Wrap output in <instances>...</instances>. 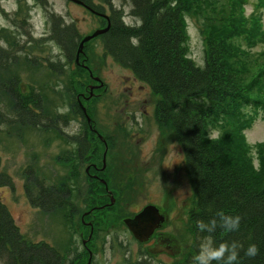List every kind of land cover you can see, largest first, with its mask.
I'll use <instances>...</instances> for the list:
<instances>
[{"label": "rangeland", "instance_id": "rangeland-1", "mask_svg": "<svg viewBox=\"0 0 264 264\" xmlns=\"http://www.w3.org/2000/svg\"><path fill=\"white\" fill-rule=\"evenodd\" d=\"M93 2L99 11L110 14L108 3ZM113 4L124 9L127 23L137 22L130 14L128 2L113 0ZM245 6L249 17L258 10L257 0H246ZM237 13L236 9L233 14L230 12L224 23H231ZM59 20L74 22L82 37L107 25L105 18L70 0H0V67L6 70V81L15 84L18 92L28 93L24 100L36 104L37 114L39 108L44 118L60 117L59 130L22 126L15 121L0 123V171L8 173L13 183L0 187V198L21 234L32 242L56 247L68 256L64 259L66 264L88 263L89 251L83 238L91 234L87 222L95 217L99 222L95 223L97 228L87 244L92 251L90 256L93 253V264H192V254L189 257L188 254L192 252L194 235L188 212L194 194L182 146L170 129L161 128L156 117V95L131 69L105 53L100 37L85 45L86 54L80 59L100 77L104 85L99 86L100 81L91 78L87 69L76 64L75 58L70 60L58 42L54 24ZM202 28L196 16L187 17L189 55L203 65L206 37ZM254 49H261L264 54V45ZM139 84H146V89ZM132 90L135 94L130 97ZM78 100L87 107L100 132L115 135L116 147L107 157V162L112 161L113 165L105 177L106 187L113 189L116 203H112L109 192L104 200H98L99 194L106 192L105 185L89 178L85 170L88 161L81 164L76 161L75 152L79 148L76 137L85 132L90 134L92 149H97L88 148L85 159L90 156L101 166L104 150L102 143H94L96 136L80 113ZM5 101L6 98L0 97V106L7 107L11 118L14 112ZM39 103L43 108L38 107ZM129 113H135L136 117L128 120ZM132 133L144 136L139 146L141 152L136 147L137 138L131 140ZM246 134L254 153L255 145L264 141V118H258ZM158 138L166 141L157 142ZM32 169L47 184L65 183L71 188L70 199L58 203L54 210L34 206L25 187V175ZM151 202L170 211L164 231L175 240L172 254L148 257L146 246L122 222L124 217Z\"/></svg>", "mask_w": 264, "mask_h": 264}, {"label": "trees", "instance_id": "trees-1", "mask_svg": "<svg viewBox=\"0 0 264 264\" xmlns=\"http://www.w3.org/2000/svg\"><path fill=\"white\" fill-rule=\"evenodd\" d=\"M82 1L94 5L92 0ZM101 1L110 5V14L104 16L111 25L93 39L100 37L107 55L149 85L161 128L170 129L182 146L194 194L188 212L194 243L188 257L208 235L198 230L197 221L207 222L223 211L239 215L240 228H218L211 234L214 241H238L244 249L254 243L259 254L248 258L241 249L238 264H264V141L253 153L246 134L264 118V54L254 49L264 45V0H257L258 10L250 17L245 14L246 0H226L229 6L223 0H125L137 20L133 24L125 21L124 9L115 7L113 0ZM235 9L231 23H224ZM192 15L201 20L206 37L203 65L189 55L187 17ZM54 25L58 42L70 60L76 59L83 38L76 24L59 20ZM5 71L0 67V97L14 113L10 118L7 107L0 106V123L59 130L60 117L44 118L39 108L37 114L36 104L24 100L28 93H19L7 82ZM38 107L43 108L41 103ZM78 107L87 119L79 100ZM76 139L82 143L79 154L75 152L81 164L90 144L86 134ZM25 176L34 206L54 210L70 199L71 188L65 183L47 184L34 169ZM12 184L10 175L0 171V187ZM67 257L46 242L27 240L0 198V264H66Z\"/></svg>", "mask_w": 264, "mask_h": 264}, {"label": "flooded vegetation", "instance_id": "flooded-vegetation-1", "mask_svg": "<svg viewBox=\"0 0 264 264\" xmlns=\"http://www.w3.org/2000/svg\"><path fill=\"white\" fill-rule=\"evenodd\" d=\"M71 1V0H70ZM94 0H92L93 2ZM74 2V1H73ZM81 6H83L85 9H87L88 11H90L91 13L93 14H98L99 16H102L103 18H105L104 14L105 12H102V11H99L95 5H92V4H88L86 2H84V4H80V3H77ZM94 4V2H93ZM107 14V13H106ZM106 19V18H105ZM78 20V19H77ZM76 20V21H77ZM107 21V19H106ZM66 22V21H65ZM104 27V26H103ZM102 28V27H101ZM85 55V54H83ZM77 58V56H76ZM81 59V55L79 57V62L76 61L75 59V62L76 64L78 65H82L84 69H93L91 67V65H89L86 61L84 60H80ZM87 59V57H86ZM97 81V80H96ZM99 82V81H98ZM100 83V82H99ZM98 85V84H97ZM141 85V87H143L142 89H146V84H139ZM134 87V85H132ZM103 87V86H102ZM133 92H130V97H133L134 94H135V91L132 90ZM139 93V92H138ZM141 93V91H140ZM129 100L127 99L126 100V103L128 102ZM145 112H148L147 108L145 107L144 108ZM127 119H131V118H135L136 115L135 113L131 114L129 113L127 116ZM92 119V118H91ZM131 121V120H130ZM133 122V121H132ZM136 122H133V124L135 125ZM92 126L90 127V124H89V127H90V131L91 133H94L96 138L94 139V143H102L103 146H104V150H103V164L100 166L97 162L95 161H92V157H88L85 159V156L83 157V163H85L86 161H88V164L86 166V172L89 176L90 179L92 180H95V181H98L100 183H102L103 185H105V188H106V192L104 194H99L98 196V200H104L105 196L108 195L107 193L109 192V198L111 199V195H113V197L115 196L114 195V191L113 189H110L109 187H106V183H107V186H108V181L105 177V175L107 174V172L109 171L110 167L113 165V162L110 161V164L107 162V157H108V154L114 150V148L116 147V142H115V135H112L111 133L109 132H100L97 127L95 126V121L92 119V122H91ZM116 133V132H115ZM139 133V132H138ZM86 134V139L87 141L89 142L90 146L89 148H91V151H96V147H94L92 149V145H91V140H90V137L88 135V132L84 133ZM131 137H132V141H135V139L137 138V149L139 152H141L140 150V143L144 140V136H140V135H137L135 133H132L131 134ZM164 141L163 139H160L158 138L157 142L158 141ZM166 141V140H165ZM75 144H77V146H79L78 150L81 149V146L80 142H75ZM132 149H134V147H132ZM137 152V153H139ZM104 159H105V162H104ZM137 160H138V157H137ZM135 161L136 162V165L139 164L138 161ZM93 170V172H92ZM105 182H104V181ZM114 202L116 203V199H114ZM113 202V203H114ZM148 205H154L158 208L159 210V213L162 214L164 216V221L159 224L153 231L152 233L150 234V236L147 238V240L145 241H140L139 239H137L133 234V237L141 244V245H145L146 246V251L148 252L147 255H149L148 257L150 256H154V255H158L159 253H168V254H172L174 252V245H175V240L170 237L169 235H167L164 231V228H165V225H167V222H168V219H169V212L170 211H165L163 210L162 206H160L159 204H156V203H148L146 204L145 206H143L142 208L138 209L134 214L132 215H127L126 217L123 218L122 222L124 223V219L127 218V217H134L136 214H138L139 212H141L146 206ZM86 215V214H85ZM87 221V220H86ZM98 223L99 221L96 220V217L94 218V220L92 221H89L87 223L90 224L91 226V234L87 237V238H83V242L84 244L86 245L87 247V250L89 251V261L87 264H93L92 262V256H93V253L92 255L90 256V248L87 246L88 242L92 239V236H93V232L95 231V229L97 228V225H95V223ZM125 224V223H124ZM125 226L127 227V225L125 224ZM128 228V227H127ZM129 229V228H128ZM130 231V230H129ZM131 232V231H130ZM132 233V232H131ZM82 236H83V233H82ZM155 250V251H159L157 253H153V252H150V250ZM92 252V251H91ZM146 255V256H147ZM91 257V259H90ZM151 258V257H150Z\"/></svg>", "mask_w": 264, "mask_h": 264}, {"label": "clouds", "instance_id": "clouds-1", "mask_svg": "<svg viewBox=\"0 0 264 264\" xmlns=\"http://www.w3.org/2000/svg\"><path fill=\"white\" fill-rule=\"evenodd\" d=\"M241 217L239 215L225 214L223 211L209 221H197V228L201 233H208L198 245L197 253L192 257V264H238L240 250L248 258H255L259 254L256 244H249L246 249L238 241H222L216 243L212 233L219 228L226 232L238 231Z\"/></svg>", "mask_w": 264, "mask_h": 264}, {"label": "water", "instance_id": "water-1", "mask_svg": "<svg viewBox=\"0 0 264 264\" xmlns=\"http://www.w3.org/2000/svg\"><path fill=\"white\" fill-rule=\"evenodd\" d=\"M71 1H74V2L80 3V4H84V2L82 0H71ZM105 16L108 18L107 15H105ZM110 25H111L110 24V20L108 18V24H107L106 27L98 28L92 34L86 35V36H84L82 38V40L80 42V45H79V48H78V51H77V58H76L77 62H79L80 55L82 53H84L85 43L88 42L89 40L93 39L94 37H97L100 34H103L106 31H108L109 28H110ZM90 73L92 74L91 71H90ZM95 79L100 81L99 86H103L104 85L99 76H96ZM93 88H94V86L91 85V89H93ZM91 94H92V92H91ZM80 105L83 107V111H84V113H85V115L87 117V120H88V122L90 124V127H91L92 126V124H91L92 119H91L90 115L88 114L87 109L83 105L82 102H80ZM104 162H105V159H104ZM111 200H112V203H113L114 202L113 195H111ZM163 221H164V216L159 213L158 208L156 206H154V205H148L141 212L136 214L134 217H127V218L124 219V223L127 225L129 230L140 241L147 240V238L150 236L152 231L159 224H161ZM150 252L157 253L159 251H155V250L152 249V250H150Z\"/></svg>", "mask_w": 264, "mask_h": 264}, {"label": "bare ground", "instance_id": "bare-ground-1", "mask_svg": "<svg viewBox=\"0 0 264 264\" xmlns=\"http://www.w3.org/2000/svg\"><path fill=\"white\" fill-rule=\"evenodd\" d=\"M89 71H92V70H89ZM91 74V73H90ZM92 75V74H91Z\"/></svg>", "mask_w": 264, "mask_h": 264}]
</instances>
